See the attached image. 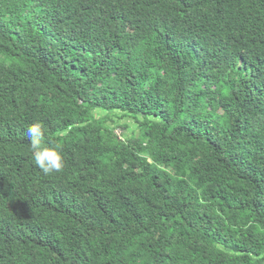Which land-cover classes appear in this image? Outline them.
Here are the masks:
<instances>
[{"label":"trees","instance_id":"obj_1","mask_svg":"<svg viewBox=\"0 0 264 264\" xmlns=\"http://www.w3.org/2000/svg\"><path fill=\"white\" fill-rule=\"evenodd\" d=\"M0 264H264V0H0Z\"/></svg>","mask_w":264,"mask_h":264},{"label":"clouds","instance_id":"obj_2","mask_svg":"<svg viewBox=\"0 0 264 264\" xmlns=\"http://www.w3.org/2000/svg\"><path fill=\"white\" fill-rule=\"evenodd\" d=\"M25 135L32 150L35 165L45 175L59 173L65 167L62 149L56 144L44 143L43 125L34 122L25 129Z\"/></svg>","mask_w":264,"mask_h":264},{"label":"rangeland","instance_id":"obj_3","mask_svg":"<svg viewBox=\"0 0 264 264\" xmlns=\"http://www.w3.org/2000/svg\"><path fill=\"white\" fill-rule=\"evenodd\" d=\"M133 123H131V125H132ZM133 131H136V127H134V129L131 131L132 133H133ZM125 133H127V131H119L118 132V134L120 135V136H123Z\"/></svg>","mask_w":264,"mask_h":264}]
</instances>
